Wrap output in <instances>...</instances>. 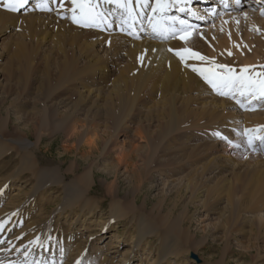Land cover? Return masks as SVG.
<instances>
[{"label":"rangeland","instance_id":"374dc122","mask_svg":"<svg viewBox=\"0 0 264 264\" xmlns=\"http://www.w3.org/2000/svg\"><path fill=\"white\" fill-rule=\"evenodd\" d=\"M248 1L240 0L242 10L233 8L228 11L231 14L218 15L214 21L210 20L204 25V30H202L206 34L209 27H214L213 31L217 39L224 44L227 35L222 31L216 33V23L225 16L234 19V30L241 29L244 41L247 40L246 44H237L246 46L245 49H248L246 57L243 54L234 53V49L229 48H221L222 50L219 49L214 53L213 47L210 49L207 44L202 47L199 46L200 43L196 44V41L190 40H186L185 43L178 42L173 46L169 44L166 50L169 49L170 52L168 50L167 52L174 53L173 56L180 59L173 50L192 49L210 58L208 61L199 60L203 65H210L214 58L215 64L228 65L235 69L236 74H239L246 64L257 66L255 69H249L248 74L250 75L254 72H264V68L259 67L264 65V55L261 58L255 54L260 49V40L264 42V14L259 12L260 8L255 6V2ZM246 2L250 4L245 5ZM23 10H18L16 14L19 16L18 21L7 18L6 22L2 23L3 26L0 25V122L5 123L0 126V142L5 145L0 158V167H2L0 184H5V181L9 182L8 190L0 194V213L7 214L17 222L19 217L23 218V224L19 226V230L32 229L35 237L39 236L44 229H48L50 231L48 244H51L52 248L49 250L48 247H42L39 244H25L18 248L16 256L12 257L15 259L13 263L27 264L39 257L38 260L41 258L54 259L57 264H77L74 262L78 258H74L84 251L88 254V259L94 263L123 264L124 260H121L124 257L123 254L131 250L134 252L132 264L141 262L142 264H154V261L161 258L160 253L162 252V248L159 250L161 241L157 238L158 236L146 237L149 241H145L144 245L137 249H134L136 240L135 242L133 240L138 235L141 224L143 226L145 224L146 231L150 224L156 231L170 232L179 240V249L182 251L180 258L177 259L174 255L168 259V262L164 260L161 264H264V228L257 219L259 213L264 215V205L260 208V212L253 209L232 217V220H226L224 214L220 215L215 210L216 207L214 208L215 202L212 201H215V192L210 195L211 197L207 196V190L215 187L219 179L222 176L227 177L230 172L228 177L232 178L235 183L234 177L243 174L251 167V169H264V143L254 138L257 135L264 136V129L249 134L253 137L251 144L248 143L249 135L243 134L245 129L264 125V100L261 102L254 100L257 106L253 107L256 110L250 118H246L250 115L247 110L252 106L247 109L241 107L239 102L242 99L239 93L235 94L234 99L232 95H221L209 87L210 94L231 102L228 107L218 110L227 114L224 115L223 121L217 120L212 125L209 122H197L191 119L188 124L184 123L185 125L182 126L186 127L184 130L179 128L176 132L166 136L167 122L163 121V118L160 119L156 111L162 108L161 104L157 103L159 101L161 103L164 96L160 97L161 94L157 96L156 102L150 98L147 90L149 88L146 87L132 108L133 105L130 106L128 103L127 106L124 105L128 97L127 90L124 92V102L115 93H111L115 81L120 76L119 67L129 62L126 56L123 58L112 56L111 61L115 60L116 64L123 61L119 65L109 66L110 75H106L105 80L88 78L83 71L88 65L87 60L76 50L73 52L68 46V48L65 46V49H61L54 41L51 42L52 44L47 42L39 44L38 41H32L31 37L25 34L22 21L25 17L33 15V12L22 13ZM198 16L203 18V14H198ZM256 18L260 19L259 23H255ZM50 22L51 20L47 18L46 26L49 29L40 26L39 21L35 23L39 24L40 29L46 30L43 36L51 34ZM200 22L204 24L206 21L201 20ZM198 37L195 35L193 39L196 40ZM20 39L26 40L28 44L25 42L24 47L21 48L18 43ZM54 45L56 47H52ZM95 48L101 49L98 54L103 55L104 58L112 53L103 51V48L97 44ZM21 54L25 56L21 58ZM258 57L256 62H251V64L247 62ZM186 59L189 58L186 56ZM65 64L70 70L69 73L64 72ZM70 64L73 66L72 69ZM88 85L98 88L97 93H100V97L88 98L93 99L94 97L92 104L91 100L83 102L82 93L78 92V90L85 91ZM133 94L135 92L131 93V98ZM103 95L105 99L106 97L109 99L101 100ZM63 97L73 102L79 100L78 102L81 101L80 103L85 104L86 107L93 106L92 113L87 115L83 112H76L68 120L70 112L67 107H62L57 103ZM110 97L114 98H112L115 100L114 104ZM209 100L210 98L204 99L205 103ZM97 102L106 103H103L105 107L98 111L99 114H95ZM196 102L190 104L191 107H202L203 104ZM55 107L58 108L55 110ZM122 107L125 109L121 110L129 114L127 120L123 115L119 118V111ZM152 111L157 115L151 114ZM229 112L231 115L228 114ZM115 113L119 114L117 121L113 118L116 117ZM258 116L262 117V120ZM235 128L237 130H234ZM161 137L164 138L161 139ZM26 140L30 144L28 149L21 146L22 144L19 145L21 141L26 142ZM211 142L220 143L221 146L213 152L208 150ZM197 144L200 147L198 152L195 151V147L198 148ZM131 145L138 148L134 150L132 156L129 153ZM229 147L233 148L229 149ZM26 150L28 154L29 152L30 155L33 154L34 165L22 164L24 156L21 155L26 153ZM124 150L127 154L122 156ZM229 153H234L235 157L238 156L236 163L241 161V164L237 163L228 173L214 169L211 170L212 173L211 171L206 172L207 161L212 158L215 162L221 164L223 161L224 163L226 159L232 158ZM235 157L233 158L236 159ZM52 171L56 172L53 179L41 177L44 172ZM82 176H88L86 184L80 181ZM75 181L78 185L80 184L83 194L81 197L69 198L77 202L76 205L70 207L72 204L66 201L72 193L67 194L65 184L68 186ZM235 184L236 191H242L243 184L240 182ZM239 186H241L240 190L237 189ZM36 190H39V195L29 199V194ZM86 202H89L88 205L98 204L105 212H98V215H94L96 223L98 221V225L95 223L94 226L100 228L99 231H92V233L85 231L79 234L76 233L79 230L73 228L70 222H66V219L76 217L77 209H80V205ZM226 202V197L223 195L220 205L229 207ZM237 216L239 219H236ZM112 217L116 219L111 221ZM229 217L228 215V219ZM99 222L110 224L106 232H103ZM115 231L118 232V237L111 238ZM93 234H99L102 237L101 242L98 240L96 242L99 243L94 244L95 239L91 237ZM151 234L154 233L147 235ZM72 238L74 241L72 251H68L65 256H60L58 245L64 241L68 247L67 241L69 242ZM237 238L240 242H237ZM96 246L101 247L97 251L100 256L94 259ZM44 249L47 251L42 252ZM78 264H83V262Z\"/></svg>","mask_w":264,"mask_h":264},{"label":"bare ground","instance_id":"6f19581e","mask_svg":"<svg viewBox=\"0 0 264 264\" xmlns=\"http://www.w3.org/2000/svg\"><path fill=\"white\" fill-rule=\"evenodd\" d=\"M0 2H2L1 3L2 5L0 4L1 5V7H0V25H2V23L6 22L5 20L7 18H12L13 20L18 21L19 16L16 14L18 13V10H20V9H24L22 11V13L23 12L27 13L30 11L33 12L32 13L33 15H31L30 17H25L24 21H22V23H24L23 25L25 28V34L30 36L32 41L33 40L38 41L37 43H39V44L43 43V42H47V43L52 42L53 43V41H54L59 45V47L61 49H65V46H66V48L71 47L73 52H74V50H76L78 53H80V55H82V57H84L87 60L88 65L86 67V70L84 68L83 71L85 72V74L87 75L88 78L92 77L91 79L99 78V79L105 80L106 75H108V74L110 75V73H108L109 66L114 65V64L119 65V64H121V61H123V60H121L120 63L118 62V64H116L115 60L111 61L112 56H113V58L115 56H118L120 58L121 57L123 58L124 56H126V58L129 62H127L126 64L124 63L125 64L124 66L119 67V75L120 76L115 81V84H114L113 89L111 90V93L112 92L115 93L116 96H118L119 98H122L121 100H122V102H124V92L127 90L128 92L126 91L127 92L126 94H128L127 95L128 97H127V101H125L124 105L127 106V103H128V104H130V106L133 105L132 108L136 105L137 100L140 99L139 96L141 95V92L146 87L149 88L147 90H148V94H150L151 99L156 101L158 99L157 96H160V94H161L160 97L164 96L161 103H160V101L157 103V104H161L162 108L160 107V110L157 109L156 111H157L158 115H160V119L163 118V121L167 122V124H166V131H167L166 136H169L171 133L176 132V130H178L179 128H182V130H184L186 127L184 128L182 126H184L185 124H188V122H190L191 119L194 121H197V122L198 121L199 122H206V123L209 122L210 124L212 123V125H213L214 124L213 122H216L217 120L218 121L222 120L224 115H227L226 113H223V111H218V110H220L219 108H226V106L228 107L231 104V102L227 101L226 99L216 98L215 95L210 94L211 91L209 90V87L211 89H214V88H212L211 85H209L198 73H195L191 70L190 66H201V65H203L202 62H200L199 59H194V58H189L186 60L176 59L175 58L176 56L175 57L173 56L174 53L170 54L167 52V50L169 51V49L166 50V46H168L169 44L171 46H173L178 42L185 43L186 40L187 41L190 40L192 42L196 41V44L200 43L199 46H202V47L205 46L206 44H207V46L209 45L210 49H212V47H213L212 51L214 53L217 52V50H219L221 48H229L231 50L234 49V51H235L234 53H239L241 55L243 54L246 57L247 56L246 52L248 51V49H245L246 46L245 45L238 46L237 44L238 43L246 44L245 42L247 40L244 41V37L241 34V29L234 30V28H235V20L234 19L229 18L228 16H225V17L219 19L216 23V27H215L217 30L216 33H218V31H222V32H224L225 35H227L225 37L226 42L224 44L219 39H217V37H216L217 35H215V32L213 31L214 27H212V28L209 27L207 29L206 34H204L205 31H202V30H204L203 26L208 24L210 22V20L214 21L218 17V15L231 14V12H228L230 10L225 9L226 0L225 1L224 0L223 1H221V0H213V1L212 0H195V4L193 6L194 8H192L191 11H188V9H187V8H191V6H190L191 0H161V3L167 4V7L163 11H153V9L156 8V0H133L132 4L130 6L132 9L131 12H129L128 7H121L120 6L121 3H126L127 0H94V2L97 4L96 11L101 14L100 17L98 18L99 23H100L99 27H97V26L86 27V26H82L81 24H77V23L73 22V20L71 19V13L68 11V9H70L72 7L71 0H49L47 8L40 7L42 0H29V1H27V3H25L23 5V7L19 8L17 11H12L10 9H6L3 6L5 3L13 2V0H0ZM248 2H252V3L255 2V6L260 8L259 12L262 14V11H264V0H249ZM248 2H246L245 5L250 4ZM200 3L210 7L211 9L208 11H203V9H196L200 5ZM252 3H251V5L253 6ZM61 4L64 5L63 8L60 6ZM145 4L147 6H144ZM233 4H236L238 6L237 8L242 10L243 7H241L239 0H237V2H235V3L233 2ZM232 8H230V9H232ZM238 9H235V10H238ZM198 12L201 14H202V12L204 13L203 19H202V17L198 18L199 20H205L206 22L204 24L202 22H200L198 24V20L196 19L197 18L196 14H198ZM190 17L193 18V21L188 19ZM47 18L51 20L50 24H51L52 31H50L51 34L43 36V33L46 30H42L39 27L43 26L44 28H48L46 26V24H48V23H46ZM38 21L42 25L40 24V26H39V24H35ZM259 22H260V19L256 18L255 23H259ZM255 27H257V26H255ZM195 35L199 36L196 40L193 39L195 37ZM181 37H185V39H181ZM248 38L250 39V36ZM168 40H170V41H168ZM25 42L28 44V42L26 40L24 41V39H20V41L18 42V43H20L19 46L21 45V48L24 47ZM18 43H16V44H18ZM260 43H261L260 49L257 50L255 52V54H256V56H259L262 58V56L264 55V42H262V40H260ZM96 44L98 46L102 47L103 51H106L108 53H109V51H111L112 53L108 54L107 57L104 58L103 55L98 54V51H100L101 49L100 48L96 49L95 48ZM45 46H47V45H45ZM52 47H56V46L54 45ZM3 49H4V47H3ZM52 49H54V48H52ZM240 49H242V50H240ZM57 50H60V49H57ZM63 51H65V50H63ZM45 52L47 53V51H45ZM50 53H52V52H50ZM70 53H72V52H70ZM72 55H73V53H72ZM24 56H25V54H23L21 56V58H23ZM29 56H30V54H29ZM71 57H72L71 59H73V56H71ZM79 57H81V56H79ZM259 57L254 58L253 59L254 61L250 60L247 62L250 64H251V62L252 63L256 62V60H258ZM76 59L77 58H75V60ZM46 60L48 61L47 57H46ZM73 61H72V63H73ZM65 63L69 64L68 61L67 62L65 61ZM253 65H255V64H253ZM64 66H65L64 67L65 70L63 68L64 72L69 73L70 70L67 68V65L65 64ZM72 67L73 66L71 65L70 68L72 69ZM221 71H223V70H221ZM256 71H257V69H256ZM91 72H93V73H91ZM90 75H92V76H90ZM85 86H87V85H85ZM88 86L89 87H87L85 91L84 90H81V91L78 90V92L82 93L81 96H83V98H84L83 102H85L87 100L88 101L91 100L90 102L92 104L94 97L99 96L100 93H97L98 88H93L91 85H88ZM214 90H216V89H214ZM133 92H135V94H133V96L131 98L130 95ZM215 92L216 91H214V93ZM91 96H94L93 99H88V98H92ZM116 96H114V97L117 98ZM218 96H220V95H218ZM103 97H104V95H103ZM103 97L101 100L109 99L107 97H106V99H105V97L104 98ZM240 97H241L242 101L239 102V104L240 103L241 104H247L248 101L251 100V104H249L247 106V107L252 106L251 108H249L247 110V112L250 113V115L246 117V118H250V116L252 114H254V111H255V110H252L253 106L255 105L254 99H252L251 96H247V97L240 96ZM112 98L113 97H110L111 100H112ZM206 98H210L208 103H205V101H204V99H206ZM78 101L73 102L69 98L63 97L61 101L59 100V102H57L62 107H67V110L70 112L68 115V118H67L68 120H70L69 118H72L71 117L72 114L75 115L76 112H83L84 114H87V115H89L90 112L92 113L93 106L86 107L85 104L80 103L81 101L80 102H78ZM107 101H109V100H107ZM113 101L115 102V100H112V102ZM195 101H197L196 103L199 102L200 105L203 104L202 107H197V108L191 107V105ZM234 101H236V100H234ZM105 102H103V103H105ZM114 102H113V104H114ZM259 102H261V101H259ZM103 103L101 104V102L100 103L97 102V105L96 106L94 105L96 108L95 114H99L98 111L103 110V107H105L103 105ZM241 104H240V106H241ZM258 105H259V103H258ZM255 106H257V105H255ZM116 107H117V105H116ZM247 107H246V109H247ZM57 108L55 107L54 109L56 110ZM121 109H125V107L120 108V111H119L120 116L118 113H115L116 117L114 116L113 118L116 121L118 120L117 116H119V118H122V115H123L124 118H126L125 120H127L129 117L128 116L129 114H126L125 113L126 111L121 110ZM245 112H246V110H245ZM153 113H155V112L152 111L151 114H153ZM228 114H230V112ZM230 115H229V117H230ZM63 116H65V113ZM258 118L260 120H262V117L260 118L258 116ZM16 119H17V117H16ZM94 120L95 119H93V121ZM246 121H248V119ZM64 122H62V123H64ZM2 123H4V121L0 122V126H2ZM234 123H235V121H234ZM202 125L203 124H201V126ZM225 128L226 127H224V129ZM234 130H237V128H235ZM223 131H225V130H223ZM236 134H238V133H236ZM164 137H161V139ZM158 139H160V138H158ZM21 142L19 145L22 144L21 146H23L25 149L29 148V146H30L29 141L26 140V142L25 141L22 143ZM214 142H216V141H214ZM201 144H202V142H201ZM234 145H236V144H234ZM193 146H195V144ZM197 146H198V144H197ZM220 146H221L220 143H212L211 142L208 150H212L214 152ZM4 147H5L4 143L0 142V158L2 156V149ZM189 147H190V145H189ZM196 148L197 147H195V151L198 152L200 147L198 146V148L197 149ZM230 148L231 147H229V149ZM137 149L138 148H136V146L134 147L131 145L130 152H129L131 154V156L134 154V150H137ZM184 149H186V148H184ZM203 149H205V147ZM122 153H123L122 156L127 154L126 150H124ZM23 154H25V155H23ZM23 154L21 155V156H24L22 159V164H24L26 166L27 165H34L33 154L31 153L32 155H30V152L28 154L27 150H26V153L24 152ZM130 154H128V155L130 156ZM30 156H32V157H30ZM229 156L232 158L230 160L226 159L224 161V163L222 161L221 164L219 162H215L211 158V160L207 161V163H206V166H207L206 172L207 171L209 172V171L214 169V170H219L222 173L223 172L228 173L229 171L233 170V166H236L237 163L241 164V161L236 163V161H237L236 157H238V156L235 157L234 153L233 154L229 153ZM233 157H235L236 159H234ZM260 164H261V162H260ZM259 166H261V165H259ZM230 168H231V170H229ZM251 168L247 169L244 173L242 172L243 174H241V175L239 174V175L234 177V181H236L237 183L240 182L243 184L242 191H236V189H235V185H236L235 183L236 182L233 183L232 178L228 177V176H230L231 172L229 173V175L227 177L222 176L221 179H219L218 184H216L215 187L211 188V190H207V192H208L207 196H209V197H211L210 195H212L215 192V197H214L215 201H212V202H215L214 208L216 207L215 210L220 215L224 214L226 220H230L232 217L239 215L240 213L242 214V212H249L250 210H253V209L256 212H258V211L260 212V208H262V206L264 205V169L259 170L258 168L257 169H251ZM1 169H2V167H0V170ZM212 172L213 171H211V173ZM55 173H56L55 171H52L49 173L44 172V174H42L41 177L53 179V177H55ZM226 173H224V174L226 175ZM80 181L86 184L88 182V176H82L80 178ZM59 182H61V181H59ZM8 184H9L8 181H7V183L5 181V184H3V183L0 184V194L5 193L8 190V187H7ZM43 185H45V183ZM43 185H41V186H43ZM79 185L77 184L76 181L73 183H70L68 186H67V184H65V187L67 188V191H66L67 194L72 193L71 197H68V199L66 201L67 203L72 204L70 207L76 205L77 202H75L72 199L69 200V198H72V196L81 197L83 194L81 186H79ZM237 189L240 190L241 186H239V188H237ZM241 192H243V193L241 194ZM37 195H39V190L31 192L29 194L28 198L33 199V198H36ZM223 195H225L226 201H227L226 203H227V205H229V207L220 205V204H222V203H220V201L222 200ZM206 199H207V197H206ZM211 199H213V197ZM88 204H89V202H86V203H83L80 205V209H77L78 213H77L76 217H74L72 219L67 217V219H66V222H70V224H72L71 226L73 228H77L79 230L76 233L81 234V233H85V231L92 233V231L95 232L96 230H98V231L100 230V228H96L97 226H94V224L96 223V219H95L94 215L96 216V215H98V212L104 213L105 211H103L102 207L99 206L98 204H95V205H93V204L88 205ZM88 206H90V207H88ZM210 207H211V205H210ZM220 209H221V211L219 212ZM19 211H21V210H19ZM228 215L230 216L229 219H228ZM22 219L23 218L19 217L18 222H17V221H14L7 214L0 213V264H11V262H12V264H15V263H13V261H15V259H12V257L16 256V252L18 251V248H20V247H22L28 243L29 244L32 243L33 245L39 244V246L42 245V247H48L49 250H50V248H52V245L48 244L50 241V235H49L50 231L48 229H44L42 231V233L39 234V236L36 235V237H35V235H33L34 232L31 231L32 229H30L28 231L19 230V226L21 224H23ZM115 219H116L115 217H112L111 221H114ZM236 219H239L238 216L236 217ZM248 219H250V216H248ZM257 219L262 224V226L264 228V215L262 213H259V215L257 216ZM100 221H101V219H100ZM231 222H235V221H231ZM101 223L102 222H99L101 229L103 230V232H106V229L110 226V224H107V223L101 224ZM243 223H242V225H243ZM73 224H77V225L74 226ZM96 224L98 225V221ZM145 228H146L145 224H144V226H143V224H141L139 226L138 235L137 236L135 235L136 238L133 239L134 242L136 240L135 245H134V249H137L139 247L141 248L144 245L145 241H147V240L149 241V238H146V237L158 236L157 238L159 239V241H161L160 242L161 247L159 246V250H161V248H162V252L160 253L161 258L154 261L155 262L154 264H161L164 260H165V262H168V259L172 256L174 257V255L177 256V259L180 258L179 255L181 254L182 251H181V249H179L180 248L178 245L179 240L177 239V237L172 236L170 234V232L167 233V232L156 231L153 227L150 226V224H148V228H149L148 231H146ZM149 233H154V234H151L150 236H148ZM91 237H93V239H95L94 244H98L102 240V237L99 234H93V235H91ZM116 237H118V232L115 231L113 233V235L111 236V238H116ZM98 240H99V242H96ZM72 242H74L73 238L70 239L69 242L67 241L68 247H66V244L64 241L58 245V248L60 249V256H65L68 251H72V246H73ZM237 242H240V240L238 238H237ZM100 248H101L100 246H96L94 248V250H95V256L93 255L94 259H97L96 256H100V254H97V251ZM45 249L42 252L47 251ZM115 252H118V251H115ZM115 252H112V253H115ZM25 254H26V252H25ZM133 255H134V252H132L131 250L124 253L123 254L124 257L121 259V260H124L123 264H132L133 258H134ZM87 256H88V254L84 253V251H83L78 257L76 256L74 258V259L78 258V260L75 261L74 263L78 264V263L83 262V264H99L98 262L97 263L92 262L91 260L88 259ZM9 258H11L12 260L8 261L7 259H9ZM38 259H39V257L37 258V260L36 259L34 261L32 260V261L28 262L27 264H57L54 259H52V260L50 258H41L40 260H38ZM145 259H147V258H145ZM21 264H23V263H21ZM140 264H142V262Z\"/></svg>","mask_w":264,"mask_h":264},{"label":"snow or ice","instance_id":"6c2138e0","mask_svg":"<svg viewBox=\"0 0 264 264\" xmlns=\"http://www.w3.org/2000/svg\"><path fill=\"white\" fill-rule=\"evenodd\" d=\"M49 0H42L40 7L47 8ZM133 0H127L126 3H121V7H128L129 12L132 11L131 4ZM27 3V0H13L11 3H5L3 6L6 9L17 11L19 8ZM72 7L68 9L71 13V19L77 24L82 26H100L99 17L100 13L96 11L97 4L94 0H71ZM62 8L63 4L60 5ZM144 6H147L146 4ZM167 7V4L161 3V0H156V8L153 11H163ZM264 14V11H262ZM185 39V37H181ZM175 54L181 59L186 60L187 58L199 59L201 61H208L210 58L203 56L202 54L193 51L192 49H177L173 50ZM229 55L231 53L229 52ZM191 70L198 73L212 88L216 89L221 95H232L235 98V94L239 93L240 96H251L252 99L257 102L264 100V72H257L254 74H248L249 69H255V65H245L241 68L240 73L236 74L235 69L228 65H217L214 62V58L211 60L210 65L202 66H190ZM259 67L264 68V65ZM223 70V71H218ZM251 104V100L247 104H241V107H247ZM252 110H256L255 107ZM261 129H264V125H258L252 129H245V135L255 133ZM219 135V133H217ZM256 140L264 143V136H255ZM253 137L249 135L248 143H252Z\"/></svg>","mask_w":264,"mask_h":264}]
</instances>
